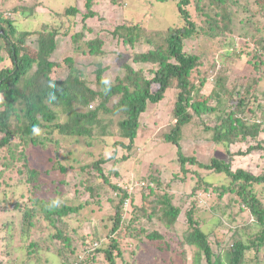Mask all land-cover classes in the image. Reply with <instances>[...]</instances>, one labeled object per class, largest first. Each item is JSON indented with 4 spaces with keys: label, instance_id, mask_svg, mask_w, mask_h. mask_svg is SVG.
<instances>
[{
    "label": "rangeland",
    "instance_id": "obj_1",
    "mask_svg": "<svg viewBox=\"0 0 264 264\" xmlns=\"http://www.w3.org/2000/svg\"><path fill=\"white\" fill-rule=\"evenodd\" d=\"M178 1L94 0L93 10L97 16L87 21H83L86 0H2L0 13L12 19L20 32H35L45 26L59 29L58 47L51 60L60 66L55 69L52 77L55 80H65L70 70L66 60L72 58L75 66L84 72L88 85L95 88L98 64H102L106 69L104 78L108 82H114L124 75V64L132 65L148 77L153 76L151 71L155 70V67L151 64L134 63V55L153 49L146 40L156 34L155 31L185 26V21L178 10ZM219 2L217 7L213 0H190V4L186 6L199 29L210 28L212 23L206 16L210 15L218 23V27L213 30L221 31L220 36L215 38L199 33L185 41V51L199 56L200 59V67L193 72L192 79L197 87L205 79L207 83L202 89V94L210 96L217 87L216 80L222 78L225 87L222 91L223 96L227 99L230 94L228 107L230 105L235 107L236 103L248 94L246 100L254 107L252 112L254 119H259L264 116V64L256 62L257 57H254L251 48L257 46L261 49L264 46V7L258 0ZM69 7H76L80 13L75 16L63 15L64 10ZM19 10L34 12L30 17H25ZM223 11L227 12L228 17L223 18L221 15ZM121 25L137 26L140 29V39H136L134 45L125 44L122 39L113 35L114 29ZM74 34L82 35L78 44L73 39ZM239 37L249 41L240 53L238 52L240 47L237 48L240 46ZM94 39H101L104 42L102 47L104 54L99 56L88 54L86 43ZM28 44L36 48V36L29 38ZM0 45H3V42L0 41ZM2 55L6 60L0 63V70L12 66L5 51ZM250 86L256 88L254 95L249 93ZM152 90L156 92L158 87L153 85ZM177 94L176 89L169 90L163 101L155 105L149 104L140 119L138 137L130 151L118 145V142L129 144V140L121 138L118 127L122 116H115L109 111L100 113L107 136L100 134L99 127L94 128L91 137H68L58 133L47 135L44 132L39 144L29 143L25 146L24 154L29 160L30 168L38 170L41 182L45 183L37 197L47 201L53 196L61 204L82 207L78 212H72L63 219L60 216L56 217L55 226L40 214L42 212H37L42 217L38 216L39 218L33 221L35 229L26 232L28 237L26 239L22 214L15 211L12 206L13 202L18 200L12 197L13 202L4 201L3 192L6 188L5 183L1 182L0 261L7 259L10 264H64L58 251L71 250L65 245L67 243L64 240L69 236L75 251L71 255L68 254L69 263L65 264H71L76 254L78 256L80 253L82 238L87 241L97 238L104 240L113 227L110 217L115 214L113 204L116 200L112 199L113 195L109 196L108 192L103 190V197L98 199L94 196L97 195L102 180L98 170L91 166L102 159L108 161L102 165L106 174L118 172V176H113L121 187H129L131 183L133 186L136 185L132 193L135 195L132 213L129 211L130 198L120 211L124 214V232L120 243L125 250L119 264H196L194 258L198 249L188 246L184 237L188 226L186 212L192 209L195 219L202 223L207 233L213 252L216 255L221 252L224 258L227 257L233 240L241 238L248 242L259 233L260 225L249 210L241 205L236 194L229 193L223 199H219V192L216 190L231 182L227 175L207 172L199 166L189 164L185 172L179 162L177 147L165 141V136L175 126L172 114ZM116 100L111 104L113 105ZM213 104L217 105L216 97L210 102V105ZM92 105L95 108L98 102L95 101ZM229 110L231 109L229 108L228 112ZM252 114L246 113L245 116L249 118ZM216 119V115L195 117L184 126L180 146L185 156L196 157L202 164L208 163L213 157L219 159L228 157L226 148L215 144L212 132L206 127L215 126ZM258 143L262 144L261 149L249 151ZM230 153L234 157L231 160L233 171L243 169L256 176L264 174V130L258 140L249 138L245 142L233 144ZM2 156L0 154V162ZM123 156L127 159L122 160ZM63 168L65 170H62ZM154 179L160 181L157 192L167 194L172 204L182 210L176 230L162 228L164 223L159 224L157 218L152 220L147 218L143 223L149 233L161 230L165 235L163 244L167 247L149 245L145 234L141 235L139 231L140 222L130 226L131 222H134L131 220L133 216L137 218L143 213L152 215L153 210L147 207L150 204L141 199V187L137 186ZM207 183L210 187L206 185ZM29 188L32 190L30 185L26 190ZM253 188L264 206V185L255 184ZM59 229L63 231V238L58 237ZM31 239L38 242L39 257L34 256L36 252L31 251V254H28ZM64 246L67 249H63ZM5 249L10 251L5 253H8V256L11 254V258L5 253L1 254ZM248 255V264H255L254 258L260 264H264V246L257 252L255 250L248 252ZM201 261L202 264L205 263L203 258ZM90 264L108 263L102 255L100 259Z\"/></svg>",
    "mask_w": 264,
    "mask_h": 264
},
{
    "label": "trees",
    "instance_id": "obj_2",
    "mask_svg": "<svg viewBox=\"0 0 264 264\" xmlns=\"http://www.w3.org/2000/svg\"><path fill=\"white\" fill-rule=\"evenodd\" d=\"M158 1L168 2L169 0ZM213 1L219 7V0ZM223 1L221 0V2ZM258 2L264 7V0H258ZM177 4L185 26L170 28L166 31H155L157 33L149 36L146 40L148 45L153 46V49L134 55V63L151 64L155 67V70L151 71L153 76L148 77L143 71L136 70L132 65L124 64V75L118 77L114 82H108L104 78L106 69L102 64H98L95 88L88 85L84 72L75 66L72 58L66 60L70 70L65 80H55L52 77L55 69L60 66L59 63L51 60L58 47L59 29L45 26L35 32H20L12 19L0 13V41L3 42V45H0V63L6 60L2 55L3 51L9 56L12 63L11 67L0 70V154L3 155L0 162V183H5L4 201L11 203L13 202L12 197L18 200V202H13L12 206L15 211L22 214L26 239L28 238L26 232L35 229L33 221L42 217L40 214H43L44 218L55 226L56 217L60 216L63 219L72 212H78L82 206L73 207L61 204L53 196L47 201L37 197V193L41 192V187L45 183L41 182L39 171L30 168L29 160L24 154L25 146L29 143L39 144L44 132L47 135L58 133L68 137H91L94 128L99 127L100 134L107 136L104 120L100 118V113L109 111L115 116H122L118 127L121 138L129 140V144L124 145L122 142H118V145L120 144L125 150L130 151L138 137L141 127L140 119L149 104L160 103L165 99L169 90L176 89L178 94L172 114L175 126L165 136V141L177 147V155L182 169L186 172L185 168L189 164L199 166L207 172L227 175L231 182L216 190L219 192V199H223L229 193L236 194L241 205L249 210L261 227V231L250 238L248 242L241 238L233 240L228 255L224 258L221 252L217 255L213 252L202 223L194 217V209L188 210L186 212L188 226H186L184 237L188 246L198 249L194 263L202 264L201 259L203 258L205 260L203 264H248V252L254 250L257 252L264 246V206L253 188L255 184L264 185V174L256 176L243 169L233 171L231 160L234 157L230 153V147L233 144L245 142L249 138L258 140L264 130V116L254 119L252 114L254 107H251L246 100L248 94L236 103L235 107L231 105L228 107L230 94L227 99L223 96L222 91L225 90V87L222 78L216 80L217 87L210 96L202 94V89L207 83L205 79L200 82L198 87L194 84L193 72L200 67V59L199 56L185 51V41L199 33L215 38L220 36L221 31L213 30L218 27V23L210 15H206L207 19L215 25L211 24L209 29H199L186 9L190 0H179ZM93 7L94 0H86V13L83 14V21L97 16ZM26 11L19 10L25 17H30L34 12V10ZM79 13L76 7H69L64 10L63 15L75 16ZM221 15L223 18L228 17L226 11H223ZM140 32L137 26L121 25L114 29L113 35L122 39L125 44L134 45L136 39H140ZM33 36H36V48L28 44L29 38ZM81 37L80 34H74L73 39L76 44L79 43ZM238 39H240V46L237 48L240 47L238 50L240 53L249 41L242 37ZM103 44L101 39L88 41L86 43L88 54L91 56L104 54ZM251 49L254 57H257L256 62L264 64V46L261 49L253 46ZM153 85L158 87L156 92L152 90ZM255 89L250 86L249 93L254 95ZM215 97L217 105H210L211 100ZM115 99L117 100L112 105L111 102ZM95 101L98 102V105L94 108L92 103ZM110 105L112 107H109ZM227 107L231 109L229 112ZM259 111L261 110L259 109ZM246 113L252 114L250 119L245 116ZM210 115H216L217 123L213 127L206 125L207 130L212 132V138L216 145H223L226 148L228 157L226 159L213 157L208 163L202 164L196 157H187L182 153L180 141L185 125L192 122L195 117L203 118ZM261 145L258 143L249 151L261 149ZM126 159V156L122 157V160ZM22 161L25 163L22 164ZM107 162L102 159L91 167L98 170L102 180L97 195L94 196L100 199L103 197V190L108 192L107 195H113L114 201H118V203L115 201V204L112 202L115 209V214L110 217L113 227L104 240L97 238L87 241L82 238L80 253L78 256L76 254L75 260L71 264H90V262L100 259L102 255L108 264H119V261L124 257L125 249H122L120 243L124 232V214L120 211L129 198L131 199L129 211L132 210L135 195L127 191L128 187L123 188L114 180L113 175L118 176V172L105 173L102 165ZM28 185L32 187V190L30 188L26 190ZM131 185L132 183L128 186ZM159 185L160 181L154 179L147 180L143 188L141 187V199L146 204H150L147 207L152 209L153 213L152 215L143 213L137 218L133 216L131 220L134 222H131L130 226L140 222L139 231L141 235L145 234L149 245L164 247L166 245L163 244L165 243L164 233L161 230L149 233L143 223L147 218L149 220L157 218L159 224L160 222L164 223H162L164 226L162 228L176 230L182 210L172 204V200L167 194L162 195L157 192ZM206 185L210 187L208 183ZM87 189L91 190V188ZM57 232L58 237L63 238V231L59 229ZM64 240L67 243L65 245L71 249L70 251H58L59 257L63 259L62 263L65 264L69 263L70 256L68 254L71 255L75 249H73L74 246H72L69 236ZM37 243L36 239L30 240L29 255L32 251V253L36 252L35 257H39L40 248L37 247ZM97 243L98 245L94 246ZM63 249L67 248L64 246ZM6 251L8 250L5 249L1 254ZM5 255L8 256V253ZM8 257L11 258V254ZM253 261L255 264H260L256 258ZM0 264H10V262L3 259Z\"/></svg>",
    "mask_w": 264,
    "mask_h": 264
},
{
    "label": "built area",
    "instance_id": "obj_3",
    "mask_svg": "<svg viewBox=\"0 0 264 264\" xmlns=\"http://www.w3.org/2000/svg\"><path fill=\"white\" fill-rule=\"evenodd\" d=\"M145 185V183H141V185L140 186H137V187H143ZM136 186V185H135ZM135 186H133V185H131V186H129L128 188H127V191L130 193V194H132L133 192H134V190H135ZM126 205H127V201H126ZM96 245H98V244H94V246H96Z\"/></svg>",
    "mask_w": 264,
    "mask_h": 264
},
{
    "label": "clouds",
    "instance_id": "obj_4",
    "mask_svg": "<svg viewBox=\"0 0 264 264\" xmlns=\"http://www.w3.org/2000/svg\"><path fill=\"white\" fill-rule=\"evenodd\" d=\"M127 201V200H126ZM125 205H126V202H125ZM98 244V243H97Z\"/></svg>",
    "mask_w": 264,
    "mask_h": 264
},
{
    "label": "crops",
    "instance_id": "obj_5",
    "mask_svg": "<svg viewBox=\"0 0 264 264\" xmlns=\"http://www.w3.org/2000/svg\"><path fill=\"white\" fill-rule=\"evenodd\" d=\"M20 13V12H19ZM21 14V13H20Z\"/></svg>",
    "mask_w": 264,
    "mask_h": 264
}]
</instances>
